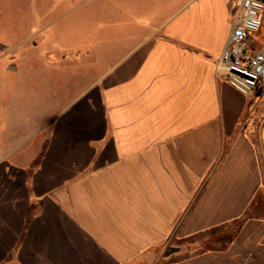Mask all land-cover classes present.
<instances>
[{
	"label": "crops",
	"instance_id": "crops-1",
	"mask_svg": "<svg viewBox=\"0 0 264 264\" xmlns=\"http://www.w3.org/2000/svg\"><path fill=\"white\" fill-rule=\"evenodd\" d=\"M240 1L52 0L106 25L61 56L33 150L0 155V264H264V93L216 70ZM17 3L47 4L0 19Z\"/></svg>",
	"mask_w": 264,
	"mask_h": 264
},
{
	"label": "rangeland",
	"instance_id": "rangeland-1",
	"mask_svg": "<svg viewBox=\"0 0 264 264\" xmlns=\"http://www.w3.org/2000/svg\"><path fill=\"white\" fill-rule=\"evenodd\" d=\"M46 2L26 6V10L17 3L15 11L11 7L9 20L0 19V41L10 47V52L0 50V155L33 150L59 112L60 102L71 95L60 83V78L68 76L59 69L61 56L73 55L72 49L79 43L93 44V38L84 36L88 24L96 31L99 25H106L100 3L79 9L66 4L56 9L52 0ZM3 11L1 5L0 13ZM89 12L99 16L89 21ZM261 30L263 34L264 22Z\"/></svg>",
	"mask_w": 264,
	"mask_h": 264
},
{
	"label": "built area",
	"instance_id": "built-area-1",
	"mask_svg": "<svg viewBox=\"0 0 264 264\" xmlns=\"http://www.w3.org/2000/svg\"><path fill=\"white\" fill-rule=\"evenodd\" d=\"M263 17L264 0H241L239 18L216 64L217 72L247 95L264 93V47L256 50L252 41Z\"/></svg>",
	"mask_w": 264,
	"mask_h": 264
}]
</instances>
